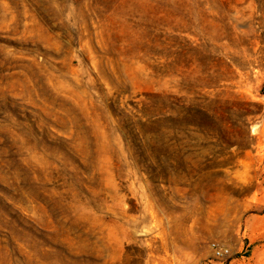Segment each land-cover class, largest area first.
Listing matches in <instances>:
<instances>
[{"label": "rangeland", "instance_id": "rangeland-1", "mask_svg": "<svg viewBox=\"0 0 264 264\" xmlns=\"http://www.w3.org/2000/svg\"><path fill=\"white\" fill-rule=\"evenodd\" d=\"M0 264H264V0H0Z\"/></svg>", "mask_w": 264, "mask_h": 264}, {"label": "trees", "instance_id": "trees-1", "mask_svg": "<svg viewBox=\"0 0 264 264\" xmlns=\"http://www.w3.org/2000/svg\"><path fill=\"white\" fill-rule=\"evenodd\" d=\"M169 109L171 110L170 107ZM198 113L206 119V109L203 108V110L199 111ZM159 120L160 121L162 120L165 124H170L173 121V118L170 114H166V115H163L161 118H159Z\"/></svg>", "mask_w": 264, "mask_h": 264}, {"label": "built area", "instance_id": "built-area-1", "mask_svg": "<svg viewBox=\"0 0 264 264\" xmlns=\"http://www.w3.org/2000/svg\"><path fill=\"white\" fill-rule=\"evenodd\" d=\"M228 252H229V251H228L227 249H225V248H221V247H219V248H215V254H216L217 256H224V255H226Z\"/></svg>", "mask_w": 264, "mask_h": 264}]
</instances>
